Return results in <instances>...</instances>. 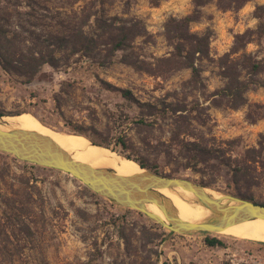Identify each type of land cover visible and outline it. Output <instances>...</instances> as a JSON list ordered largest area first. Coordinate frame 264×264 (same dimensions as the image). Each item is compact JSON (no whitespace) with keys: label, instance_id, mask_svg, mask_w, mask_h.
Masks as SVG:
<instances>
[{"label":"rangeland","instance_id":"374dc122","mask_svg":"<svg viewBox=\"0 0 264 264\" xmlns=\"http://www.w3.org/2000/svg\"><path fill=\"white\" fill-rule=\"evenodd\" d=\"M88 1L0 0V6L28 11L33 22L40 17L43 27L32 29L45 36L56 3L78 9ZM107 1L92 11L118 22H142L133 50L112 54L99 46L98 58L76 53L65 65L44 64L31 79L0 65V113L29 114L52 132L83 130L91 142H107L114 155L144 160L163 175L176 170L173 177L203 182L218 193H248L264 204V70L257 75L260 85L246 92L249 105L234 110L210 102L211 92L223 84L220 57L234 47L236 34L256 27L254 9L264 0H249L239 9H221L217 0ZM186 15L194 17L192 33L210 37L207 56L195 60L202 86L188 82V68L161 74L154 69L156 59L173 50L167 20ZM85 31L96 33L94 16ZM245 50L262 56L264 37ZM124 55L138 58L140 68L124 62ZM181 107L176 123L167 109ZM186 127L191 136L181 132ZM187 141L210 149L215 158L186 167L180 151ZM121 222L129 241L120 234ZM153 223L68 173L0 151V264H264V241L233 233L177 234ZM151 231L159 236L151 240ZM206 236L224 246L207 245Z\"/></svg>","mask_w":264,"mask_h":264},{"label":"trees","instance_id":"16d2710c","mask_svg":"<svg viewBox=\"0 0 264 264\" xmlns=\"http://www.w3.org/2000/svg\"><path fill=\"white\" fill-rule=\"evenodd\" d=\"M247 1L249 0H217L216 4L221 9H239ZM107 2V0H89L87 3L78 6V9H67L66 6H57L58 3H56L52 9L54 14L50 17L53 23L46 25L51 30L45 36L36 33L35 29H32L43 27L44 23H40L42 22L40 17H37L40 22H33L29 19L32 15L28 11L12 12L0 6L1 67L6 72L31 79L44 64L52 67H59L61 64L65 65L69 57L76 53L98 58L99 46L107 48L108 52L112 54L117 51L124 52L127 49L133 50L134 39L142 35V22L138 19H121L118 22L116 21V16L106 19L101 14H98V11H92L93 5H103ZM40 8L46 9L45 7ZM92 16H94V23L96 24V33L94 34L85 31V27L89 24ZM254 17L258 20L256 27L236 34L234 47L220 57L219 76L222 78L223 84L221 87L214 89L210 95L211 104L217 108L236 110L241 106L249 105L246 92L260 85L257 75L264 70V54L258 56L247 52L245 47L249 42L264 37V5L255 7ZM192 20H194V17L191 15L180 18L171 17L167 20L166 38L173 50L169 57L157 58V63H154V69L161 74V72L188 68L191 70V77L188 82L202 86L200 70L195 64V60L207 56L210 37L207 34L197 35L192 33L189 30V23ZM26 25L30 26V28ZM124 62L140 68L141 61L138 58L133 59V57L124 55ZM161 62L166 63L165 68L160 66ZM125 92L127 91H124V96ZM181 108L183 109H167L170 112L169 114L174 115L176 123L179 121L177 118L182 117L180 113H176L185 110L184 107ZM194 109L198 110L199 105H196ZM163 115H168L166 110ZM248 119L252 122L255 120L250 116ZM139 122L143 123V120ZM181 132L191 136L189 131H187V127ZM75 133L86 136L83 130L76 129ZM94 143L109 147V144L103 140ZM181 144L184 145H181L182 153L180 151V156L186 159V167H195L200 162L215 158L210 149L201 146L195 141L182 142ZM134 161L139 166L162 176L173 177L176 172V170H173L163 175L156 170L155 165H149L144 160L139 159H134ZM197 183L205 186L203 182ZM231 194L253 201L248 193L235 192ZM136 212L140 215L142 214L138 211ZM153 224L157 225L156 223ZM119 226L121 236L126 241H129L131 235L125 233L124 222H121ZM142 229L146 230L144 226ZM150 233L151 240L159 236L156 231H151ZM204 242L209 246H224V243L216 237L206 236Z\"/></svg>","mask_w":264,"mask_h":264},{"label":"water","instance_id":"95a60500","mask_svg":"<svg viewBox=\"0 0 264 264\" xmlns=\"http://www.w3.org/2000/svg\"><path fill=\"white\" fill-rule=\"evenodd\" d=\"M3 117L4 115L0 116V121ZM89 142L91 145L102 146L90 140ZM0 151L22 161L68 173L112 204L136 210L171 233H213L242 221L264 218V204L230 193H220L215 197L206 191L205 186L189 179L162 176L139 165L144 171L119 175L110 168L78 162L51 137L35 130L0 128ZM178 188L191 192L195 203L207 209L210 215L198 221L181 219L170 198L161 192L167 189L177 195ZM149 204L156 205L164 214V218L150 211Z\"/></svg>","mask_w":264,"mask_h":264},{"label":"bare ground","instance_id":"6f19581e","mask_svg":"<svg viewBox=\"0 0 264 264\" xmlns=\"http://www.w3.org/2000/svg\"><path fill=\"white\" fill-rule=\"evenodd\" d=\"M9 127L35 130L51 137L78 162L87 163L94 167L110 168L119 175H132L144 171L131 159L120 157L118 154L114 155L110 149L104 146L91 145L89 139L82 135L52 132L49 127L29 114L4 116L0 121V128ZM206 191L215 197L220 195V193L212 190L206 189ZM161 192L170 198L181 219L198 221L210 215L207 209L195 203L194 195L187 190L178 188L177 195L167 189H163ZM148 209L164 218V214L156 205L149 204ZM219 233H233L247 239L264 241V218L242 221L220 230Z\"/></svg>","mask_w":264,"mask_h":264}]
</instances>
